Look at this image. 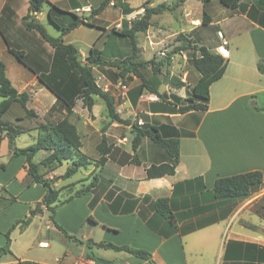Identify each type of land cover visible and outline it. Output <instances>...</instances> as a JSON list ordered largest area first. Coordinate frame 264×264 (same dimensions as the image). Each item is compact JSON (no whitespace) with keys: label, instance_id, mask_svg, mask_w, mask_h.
<instances>
[{"label":"crops","instance_id":"1","mask_svg":"<svg viewBox=\"0 0 264 264\" xmlns=\"http://www.w3.org/2000/svg\"><path fill=\"white\" fill-rule=\"evenodd\" d=\"M49 1L55 5L59 3V0ZM68 1L69 5L61 9L80 16L90 14V2ZM114 2L111 0L107 7ZM189 2L194 7H201L203 14L204 11L209 14V25L215 23L208 10L210 2L184 1L185 4ZM29 5V0H0V20L10 27L11 21L19 18L25 25L24 16ZM49 8L50 4H46L36 14L39 22L49 16ZM202 18H196V24L188 29L189 35L204 25ZM217 23L224 30H219L221 40L214 45L207 46L204 37L194 39L189 36L194 43L221 52L228 58L224 73L209 87L208 109L187 113L161 112L164 118L181 116L186 119L183 126L170 124L166 119L160 123L175 126L179 132L180 162L175 174L147 177V168L151 164L171 161L165 148L152 139L144 138L137 151L120 147L116 142L107 162L97 170L98 184L69 205L84 201L91 209L85 213L73 210L69 214H56L53 220L48 209L42 206V212L22 227L18 221L43 200L46 190L29 175L27 156L14 155L8 136L0 133V248L6 245V233L13 228L11 252L0 255V264H75L80 261L102 264L98 258H104L110 264H264V110L253 107V103L264 107V70L259 68V63L264 67L263 0H247L244 8L241 5L236 8L234 18L225 16ZM63 42L67 43L64 39ZM48 46L54 54L56 48L50 43ZM48 60V56L40 57L39 66L50 69ZM28 70L18 65L11 70L7 66L8 76L17 90L30 94L26 107L34 111V114H27L17 101L7 111L17 109L15 120L7 122L22 131L17 138L27 132H36L37 137L31 135L36 140L41 124L56 123L67 116L74 123L73 118L78 117L86 128L81 130L76 125L84 147L99 132L96 124L101 122L106 104L101 106L100 115L96 111V102L90 110L83 105L82 99L77 100L71 113L58 105L56 95L49 103H42L36 98L37 91L33 87L42 90L47 85L36 71L29 75ZM200 75L196 74V82ZM56 106L61 110H54ZM78 112L81 115L77 116ZM90 114L94 118H88ZM189 119H193L192 125L188 124ZM122 125L113 122L110 128ZM124 126L130 131L131 125ZM105 134L108 142L113 143L109 136L114 134ZM17 138L15 145L23 147L18 146ZM118 141L125 144L129 138L120 137ZM46 155L48 151L42 149L34 155L33 161L38 163ZM254 170L263 173V182L250 195L215 196L217 178ZM45 176L54 177L51 173ZM86 180L91 179H83L80 183L84 186ZM161 197L170 199L174 221L153 207ZM18 204H22L21 212ZM89 215L93 219L89 220ZM100 242L146 250L151 253L152 260L125 250L99 247L96 243ZM53 248L54 252L51 251ZM100 250H103L101 257L96 254Z\"/></svg>","mask_w":264,"mask_h":264},{"label":"trees","instance_id":"2","mask_svg":"<svg viewBox=\"0 0 264 264\" xmlns=\"http://www.w3.org/2000/svg\"><path fill=\"white\" fill-rule=\"evenodd\" d=\"M111 0H104L100 6L91 7L90 14L93 16L99 15L110 3ZM185 1V0H180ZM207 3L211 0H201ZM224 6L229 8H238L241 5V0H219ZM29 10L24 16V23L29 30H37L53 47L65 51L66 66L74 68L72 71L71 80H68L63 84L64 96L53 90V88L47 84L42 78L40 80L44 82L47 87L52 90L57 96V103L62 102L64 108L68 113L73 111L78 99H82L83 103L90 110L96 102L95 95L102 97L106 104V113L109 116V122H117L121 124L131 125L133 133L132 148L137 151L144 138L148 137L153 141L161 144L171 157L170 162H162L159 164H151L147 168L148 178H157L165 175H173L176 173V168L180 162V137L178 129L170 124L149 123L144 122L139 124L137 122H131L129 119L123 118L117 110L115 97L108 91H105L96 82V76L94 74V67L96 66H109L118 68L120 70V77H126L127 74L132 72L140 77L142 80L139 87V94L148 89L152 93L157 94L159 97L164 95L158 90L157 86L151 84L143 74L141 73V67H144L146 63L137 61V32L145 31L151 25L150 18L154 14H161L164 11L174 9L179 3H161L153 7H144V12L139 18L134 19L129 25L126 21L124 23V29L122 31L114 30V33L121 36H127L130 38L132 45V53L125 58L115 57L114 59H107L101 52L91 49L89 54V63H83L80 59V52L78 47L73 43H64L62 36H52L46 29V27L36 19V14L41 12L46 4H50L49 18L62 29V34H66L73 29L83 25H93L90 22L89 16H80L72 11H65L60 9L57 5L50 3L49 0H29ZM264 3V0H263ZM65 13L69 15L70 21L63 24L58 22L54 18V12ZM133 12V9H127L126 14ZM211 21L209 14L204 11L202 24H208ZM106 29V28H105ZM178 38L183 40L184 43L179 47L180 50H193L192 63L196 70L201 74L197 82L191 89L190 96L182 97L179 94H172L173 104L177 107L176 111H170L169 109L159 108L154 106V112H172V113H187L190 111H204L208 109V101L210 99V85L220 78L225 71L228 63V58L221 52H215L210 50L204 45L194 43L193 39L187 36L185 33H180ZM11 51L20 59H23V51L14 50ZM260 70H264L262 63H259ZM159 70V68H157ZM73 80V81H72ZM61 81V80H60ZM72 81V83H71ZM63 82V80H62ZM75 83L76 91L71 95L69 92L63 89L71 90ZM172 85L175 88H182L186 85V81L178 77H174ZM0 96L2 101L0 103V133H6L9 138V145L14 155L25 154L27 156L28 173L35 182L42 183L46 193L43 200L36 204L34 208L30 209V214L24 219L18 221L22 223V227L27 226L34 215L42 212L45 206L52 212L51 218L54 220V214L58 208V202H60L61 189L55 186V178L46 177V172L41 171V165L47 167L50 170H54L62 165L64 162H68L64 177L69 178L76 174L81 168H87L92 164L101 168L108 160V155L112 151L114 144L109 143L105 133L102 135L101 141L97 145V149L100 153L99 159H93L82 151V136L78 131L75 123H73L69 117H65L56 123H45L39 126V136L37 141L28 147H17L15 140L17 136L22 132L20 129L12 124H3L2 117L10 109L13 102H19L26 110L27 114H34L32 109H27L26 105L30 100V94L28 92H19L13 85L10 77L7 73V65L0 60ZM137 98H133L136 102ZM253 107L256 110H264V107H260L253 103ZM105 128V127H104ZM47 150L46 155L40 162L35 163L33 161L34 155L40 150ZM136 155V154H135ZM3 167V165H2ZM89 183L85 184L82 188L70 195L67 199L61 201L66 203L75 197L82 196L91 190L92 187L98 184L99 176L97 170L91 175ZM263 182V173L258 170L247 171L230 176L219 177L216 179L214 186V193L216 197H246L251 194L252 190ZM153 207L157 212L174 221V213L170 205V199L167 197L158 198ZM15 226V225H14ZM59 228L63 229L60 225ZM13 229V228H12ZM10 229L7 233V243L4 247L0 248V255L11 252L10 249ZM99 247L112 248L115 250H125L136 256L152 260L150 252L134 248L131 246H118L110 242L96 243ZM154 262V261H153ZM18 264H23L19 262ZM155 264V263H154Z\"/></svg>","mask_w":264,"mask_h":264},{"label":"rangeland","instance_id":"3","mask_svg":"<svg viewBox=\"0 0 264 264\" xmlns=\"http://www.w3.org/2000/svg\"><path fill=\"white\" fill-rule=\"evenodd\" d=\"M83 2H90L92 6L98 7L104 0H80ZM112 6L106 7L102 11L98 18H95L93 14H89L90 22L93 25L83 24L78 29L70 31L62 35V29L54 24L49 16H46L42 21L47 31L52 35L57 37V35L62 36L67 43L75 44L81 54L80 59L83 63H89V54L91 49L94 51H99L107 59H114L115 57L125 58L132 53V45L130 38L127 36H121L114 33L116 31H122L124 29V23L127 21L130 25L134 19L139 18V16L144 12V7H153L161 3H179L174 9L164 11L161 14H154L150 18L151 25L145 31L137 32V61H142L145 64L141 67V73L143 76L151 82V84L157 86L158 90L164 95L162 98L157 94V99H142L141 96L145 92L152 93L148 89H144L140 94L138 92L141 86L142 80L137 75L130 72L126 77H120V70L118 68L109 66H96L94 67V74L96 76V82H98L101 87L108 85V91L115 97V102L117 110L120 115L129 119L132 123L142 120L144 122H155L161 123L166 119L167 122L182 125L184 124L185 118L178 116L175 118H164L163 114L160 112H154V106H158L162 109H169L170 111H176L177 107L173 104L172 94L176 93L182 97L190 96L191 89L196 82V74L199 73L195 69L192 63L193 50H180L179 47L184 43L183 40L178 38L180 33H186V35L193 37L194 39L204 37L205 44L210 46L220 42L219 30H224L223 26L216 24L218 19L223 17H228V19L234 18L236 9L224 6L219 0L209 1L208 10L210 14L214 17L213 24H204L197 28L191 35H189L188 29L191 25L196 24V18L199 16L200 20L203 17V12L201 7L192 6V4L184 3L180 0H114ZM196 1V0H194ZM68 0H59L58 7L61 9L66 7ZM247 0H242L241 6L244 8ZM23 2H21L22 4ZM127 9H133V12L126 14ZM63 10V9H62ZM54 18L60 23L66 24L69 19V15L65 13L54 12ZM124 16V17H123ZM62 17H66L63 21ZM121 17H123L121 19ZM116 20V21H115ZM109 26V28H106ZM106 28V29H105ZM49 43L37 30H29L22 23L21 19L17 18L11 21L10 27H6L3 20H0V60L3 61L11 70H14L15 66L27 67L30 71L29 75L33 72H37L39 78H42L47 84H49L53 90L60 92L63 96L64 93L62 88L63 84L68 80H71L72 71L75 69L71 66H66L65 61V51L57 49L54 54L49 50ZM14 50L23 51V59L20 60L12 51ZM83 52H81V51ZM48 56L50 69L40 67L39 59L43 57L44 59ZM37 65L39 67H37ZM159 68V70H157ZM74 69V70H73ZM188 74V76H186ZM102 77L99 80L98 77ZM174 77H178L183 81H186V85L182 88H175L172 85V80ZM120 79H123L124 83L127 85L128 91L127 96L123 97L121 95L122 89L118 88L117 84ZM61 80V81H60ZM63 80V82H62ZM73 81V80H72ZM71 81V83H72ZM16 85L19 86L16 79H14ZM37 91L36 98L41 100L42 103H49L54 95H56L47 86H44L42 90L39 87H33ZM68 94H72L76 91L75 83L71 90L63 89ZM96 98V111L100 114L101 106L105 104L102 97L95 95ZM137 98L136 102L133 98ZM2 97L0 96V103ZM58 105L63 106L62 102H58ZM84 105V103H83ZM85 106V105H84ZM81 104H79L78 110L80 111ZM86 107V106H85ZM104 107V106H103ZM61 110L60 106H56L54 110ZM16 107L10 112H7L2 117L3 124L15 120ZM152 112V113H150ZM102 116H107L104 119L100 117L101 122L96 124L99 132L95 134L94 138L91 139L84 147L82 151L89 155L92 160L99 159L100 155L97 150L96 145L101 141L102 136L100 133L110 132L114 136H109L112 139L113 144H117L120 147H127L132 150V139L133 133L130 128H126L123 124L121 127H115V129L110 128L112 122H109V116L107 115L105 109L102 112ZM81 115L78 112L77 116ZM101 115V114H100ZM93 117V115H88V118ZM94 118V117H93ZM74 123L81 127V130H85L84 124L81 122L80 118L75 117ZM190 122V123H189ZM188 124H193V119H189ZM105 127V128H104ZM99 133V134H98ZM31 135H37L36 132L24 133L17 138L18 146L28 147L35 143L37 139H33ZM106 135V134H105ZM127 136L129 138L128 142L121 143L118 138ZM37 137V136H36ZM35 140V141H34ZM151 141V140H150ZM153 141V140H152ZM16 142V140H15ZM153 143V142H152ZM124 144V145H123ZM159 147L163 148L161 144H157ZM40 156V155H39ZM68 162H64L58 168L50 170L45 166L41 165V171L53 174L55 178V186L61 189L60 202H58V208L54 214V219L56 214H69L73 210L85 213L87 209H91L90 206L86 205L84 201H79L74 204V206H69L74 200L79 197H75L72 200L61 203V201L67 199L71 194H74L78 189L83 187L81 180L88 179L92 174L98 170L96 164H92L87 168H81L76 174L70 178L64 177L66 172ZM91 179V178H90ZM90 180H86L88 183ZM33 206V205H32ZM88 206V207H87ZM18 211H22V204H18ZM52 214L50 210L47 211ZM25 217H22L24 219ZM88 219H93L92 215L88 216ZM60 222V221H58ZM60 224V223H58ZM52 252L55 251L53 248ZM102 251H97L100 257L102 256Z\"/></svg>","mask_w":264,"mask_h":264},{"label":"built area","instance_id":"4","mask_svg":"<svg viewBox=\"0 0 264 264\" xmlns=\"http://www.w3.org/2000/svg\"><path fill=\"white\" fill-rule=\"evenodd\" d=\"M226 43H227V42L225 41V44H226ZM98 79H99V80H102V77L100 76V77H98ZM97 84H98L99 86H101L98 82H97ZM117 86H118V88H121V89H122L121 95H122L123 97L127 96L128 88H127V85L124 83L123 79H120V80L118 81ZM102 88L106 91V90H108V85H105V86L103 85ZM141 98H142V99L144 98V99L155 100V99H157V96L155 95V93L145 92V93L142 94ZM139 122H140L141 124L143 123L142 120H140ZM123 140H127V139L124 138ZM95 263H97V261H94V262L80 261V262H76L75 264H95ZM122 264H127V263H122Z\"/></svg>","mask_w":264,"mask_h":264},{"label":"water","instance_id":"5","mask_svg":"<svg viewBox=\"0 0 264 264\" xmlns=\"http://www.w3.org/2000/svg\"><path fill=\"white\" fill-rule=\"evenodd\" d=\"M98 261L102 264H110V262L104 258H98Z\"/></svg>","mask_w":264,"mask_h":264}]
</instances>
